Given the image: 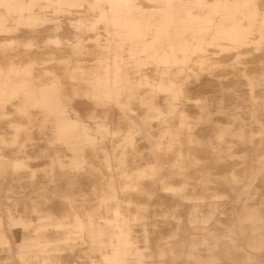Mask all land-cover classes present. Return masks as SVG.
<instances>
[{
  "label": "rangeland",
  "instance_id": "obj_1",
  "mask_svg": "<svg viewBox=\"0 0 264 264\" xmlns=\"http://www.w3.org/2000/svg\"><path fill=\"white\" fill-rule=\"evenodd\" d=\"M37 5L0 0V57L30 66L35 85L58 80L66 110L95 109L96 140L75 154L41 109L29 119L20 101L0 106V131L19 130L0 152L38 169L0 166V264H264V0L201 5V18L134 15L153 23L143 37L119 36L118 16L107 23L86 1ZM164 75L184 92L175 109L155 86ZM106 76L124 83L120 101L93 94ZM107 217L127 228V253L104 262Z\"/></svg>",
  "mask_w": 264,
  "mask_h": 264
},
{
  "label": "bare ground",
  "instance_id": "obj_2",
  "mask_svg": "<svg viewBox=\"0 0 264 264\" xmlns=\"http://www.w3.org/2000/svg\"><path fill=\"white\" fill-rule=\"evenodd\" d=\"M6 4L11 5H17V4H23L27 3L29 5H37L38 7H48L50 5L54 4H60L63 2H69L73 5H83L86 1V5H88L91 10L95 13H100L104 17L105 22L107 23H114L115 21H112L110 19V15L114 14L118 16L115 18V20L119 23L118 26L114 25V28L118 30V35L123 36L127 35V31L130 30L133 31L129 37L134 36H140L143 37L146 34V30L152 29V22L144 23V27H141L139 23H135L134 19H132V16H146V15H155L160 14L162 16H169L174 14L176 11L178 13H181L182 18L184 19H192V18H201L205 15L207 12L204 11L203 8L200 6H220L226 3V0H150L154 2L155 6H145L143 1L141 0H4ZM246 1V0H244ZM178 6V10H174L173 7ZM78 13H81V9L77 10ZM209 12V11H208ZM88 19H83V26H76V30L82 29L85 25H87L86 21ZM108 25V24H107ZM108 28V27H107ZM120 32V33H119ZM77 37L81 39L82 35L77 34ZM98 37V36H97ZM80 44V43H78ZM27 67V66H26ZM24 69V67H21L17 61L15 60V56H12L11 54H3L2 57H0V106L4 103H13L15 100L20 101L16 105L17 109H20L23 111L26 116L31 119L32 114L28 111L30 110V107H37L45 112V117L48 120H52L55 122L56 127V133H57V139L62 140L66 144H68L75 152V154L78 153V150L81 146V144L84 141H91L92 143H95L96 137L93 136L90 133L91 128V122L90 118H92L93 114H95V109H91L92 111H88V114L84 118L77 110L76 108L71 109H65V106H67V103L64 102L63 96H62V90L60 87V83L58 80H53L50 83H45L42 85H35L33 83V77L35 78L33 74V69L29 66L28 68ZM163 78L165 80H160L156 83V87L158 89L164 90L168 93H172L173 97L172 100L170 97H165L166 100H168V104L172 108H177L176 102H174L175 99H177L178 94L184 95V92L181 87L176 86V81L172 79L170 75H164ZM123 82L119 80L118 78H115L114 80H110L108 76L105 77V80L103 82H96L93 84L95 91L93 94L101 96L104 100H108L111 98V96H114L116 101H120V95L123 93ZM186 95V94H185ZM174 99V100H173ZM149 103H148V102ZM145 102L148 103V107H151L154 105L152 97L148 100H145ZM184 110V109H183ZM75 111L77 114V117H71L70 112ZM100 126H106L107 124L104 123V121L100 122ZM19 134L18 130V124L17 122L14 123L11 121L9 123V130L0 131V142H6V141H16L17 136ZM1 149V148H0ZM19 150H22L19 148ZM29 159L33 158V155L26 154ZM110 157L107 154L106 160L109 161ZM0 166L3 171L7 168H4V166H9L10 168H13V172L18 173L21 168H26L31 172L32 174L37 173L36 170L37 167L34 165H31L30 160H23L20 157H14V155L8 156L7 154H4L0 152ZM0 172V173H1ZM48 173V171H46ZM30 174V173H29ZM2 175V174H1ZM36 175V174H35ZM30 176V175H29ZM2 177V176H1ZM32 178V177H31ZM113 185L110 184V187ZM164 189H169L171 186L169 184H164L162 186ZM1 204V203H0ZM2 205V204H1ZM7 217L8 219H14L16 222L20 220H23V215H20L18 213L14 214L12 210L10 211L9 208L7 209ZM114 212L116 214L121 213L119 210L115 208ZM48 216H53L54 220L57 221L60 224H64L63 219L59 216H55L53 212L50 210V212H46ZM74 221H78V215L75 214ZM68 217V216H67ZM106 221L104 224L97 230V236L107 235L110 233V236L108 237V244L104 245L99 249L102 254V258H105L104 262H108L110 257L114 254L118 256V258L123 259V255H125L127 252L125 248L120 247V244L123 242V236L127 232V228H123L122 225H119L116 230L112 226V221L114 220L111 217H107L105 219ZM117 223L123 222L125 218L123 216L116 218ZM69 222H72L73 220H67ZM220 221V219H219ZM4 220H0V225L2 226ZM65 225V224H64ZM53 233L52 235H55ZM34 235H31L33 237ZM56 236V235H55ZM213 237H218L216 233H212ZM61 237H64V234H62ZM83 235H81L82 239ZM78 238V237H76ZM73 238V239H76ZM98 238V237H97ZM126 238H124V241ZM8 241V240H7ZM101 242V243H102ZM101 243L98 245L101 246ZM103 244V243H102ZM97 245V244H96ZM113 245V248H112ZM71 247V245H70ZM95 248V247H94ZM59 250V249H58ZM89 252L93 253L90 249ZM97 252V253H99ZM95 253V252H94ZM199 255V254H197ZM201 258V256H200ZM85 259V258H83ZM93 259V257H92ZM95 260V258L93 259ZM92 261V260H91ZM91 263V262H89ZM96 263V262H95ZM111 262H108L110 264ZM98 264V261H97ZM100 264V263H99ZM101 264H107V263H101Z\"/></svg>",
  "mask_w": 264,
  "mask_h": 264
}]
</instances>
